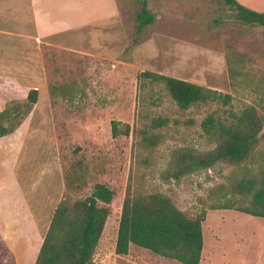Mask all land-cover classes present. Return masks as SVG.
Listing matches in <instances>:
<instances>
[{"label":"rangeland","instance_id":"obj_1","mask_svg":"<svg viewBox=\"0 0 264 264\" xmlns=\"http://www.w3.org/2000/svg\"><path fill=\"white\" fill-rule=\"evenodd\" d=\"M127 3V0H122ZM124 7V20L130 37L134 33L137 0ZM148 10L154 22L139 34L138 46L151 38L135 52L136 61L148 66L152 73L169 77H187L206 86L231 95L229 105L207 103L180 110L166 93L162 84L137 80L141 72L131 66L132 50L123 53L120 62H109L108 72L100 75L96 63L90 59L56 53H44L50 77L49 93L76 99L82 94L81 84L88 79L103 83L110 103H115L103 114L90 107L84 113L75 112L76 119L96 118V132L72 138L60 137L64 194L72 199L90 194L94 184H104L113 192L109 204L110 215L94 250L91 264H180L130 245L126 256L114 254L117 226L127 183L133 191L144 194L159 193L169 197L173 204L193 218L206 210L202 223L203 246L200 264H264V218L252 217L235 210H209V205L227 201L247 205L248 200L214 187L229 185L240 175V168H254V163L233 166L220 162L210 168L184 177L178 184L168 182V169L174 168L177 157L184 153L205 155L217 143L216 136L208 135L202 122L212 116L215 122H233L232 115L246 111L261 118L264 135V27L247 26L235 19L222 0H148ZM178 38L183 44L171 39ZM187 46H185V45ZM196 51L197 57L182 59V53ZM222 53L224 66L209 58V51ZM200 53V54H198ZM194 65H197L195 67ZM152 66V67H150ZM226 68V69H225ZM146 71V70H144ZM143 71V72H144ZM70 86L69 89H66ZM205 87V86H203ZM78 102V100H77ZM80 105L61 106L56 111L57 123ZM68 109V110H67ZM72 118V116H71ZM165 118L167 125L149 130L151 120ZM111 121L119 122V135H111ZM93 124V123H88ZM129 126V136L123 133ZM158 137L157 144L145 148L142 131ZM64 134L63 132H61ZM108 133V134H107ZM112 139V140H111ZM257 150L264 152V137ZM33 170V168L31 169ZM130 179V180H129ZM225 194V198L223 197ZM0 260L11 264V259L0 243Z\"/></svg>","mask_w":264,"mask_h":264},{"label":"crops","instance_id":"obj_2","mask_svg":"<svg viewBox=\"0 0 264 264\" xmlns=\"http://www.w3.org/2000/svg\"><path fill=\"white\" fill-rule=\"evenodd\" d=\"M129 1L0 0V113L8 103L25 101L30 91H37L31 111L12 133L0 137V243L11 264H34L64 194L60 137L91 132L100 136L96 118L76 119L73 114L84 113L85 107L105 114L116 106L109 102L103 83L97 85L91 79L80 83L83 91L78 102L70 97L52 98L44 53L50 50L90 59L103 78L108 72L107 64L120 62L127 47L124 7L129 9ZM236 1L249 10L264 12V0ZM153 34L132 50L131 66L139 72H159L149 70L135 58V52ZM171 39L182 44L178 38ZM190 50L188 45L187 52ZM196 54L182 53L181 58L189 60ZM209 54L214 63L224 66L222 53ZM173 78L202 85L184 76ZM76 104L82 108L68 113L61 120L63 125L58 124L56 111L63 105Z\"/></svg>","mask_w":264,"mask_h":264},{"label":"trees","instance_id":"obj_3","mask_svg":"<svg viewBox=\"0 0 264 264\" xmlns=\"http://www.w3.org/2000/svg\"><path fill=\"white\" fill-rule=\"evenodd\" d=\"M237 21L247 26L264 27V12H255L241 6L236 0H222ZM139 8L135 13L136 36L128 37L125 52H129L138 43V36L154 22V15L148 10V0H137ZM138 35V36H137ZM137 80H150L162 84L166 93L180 110L207 103H220L227 106L231 95L211 88L203 87L173 77L141 72ZM37 100V91H30L25 101L8 103L0 113V137L12 133L24 117L31 111ZM233 122L225 124L209 116L202 122V128L208 135L216 136V147L205 155L182 153L174 168L168 169L166 180L178 184L186 176L209 171L214 165L226 162L233 166L242 163H254V168L243 166L240 176L229 187L220 185L215 190L227 189L232 194L248 200L247 205L224 202L209 205V210H235L252 217L264 218V152L257 150L263 139L261 118L246 111L240 116L232 115ZM119 122L111 121V137L119 133ZM167 125L165 118L151 120L149 130ZM129 126L123 133L129 136ZM142 144L149 149L158 142V137L142 131ZM130 180V179H129ZM223 197L225 198V194ZM113 192L104 184H94L89 195L72 199L63 194L58 203L48 230L43 238L34 264H91L94 250L103 233L106 221L111 213L109 204ZM206 210L190 218L180 211L172 200L162 194H144L133 191L127 183L125 196L117 226L114 247L116 256H126L130 245L145 249L154 255L174 260L180 264H199L203 246L202 223ZM0 264H4L0 260Z\"/></svg>","mask_w":264,"mask_h":264}]
</instances>
